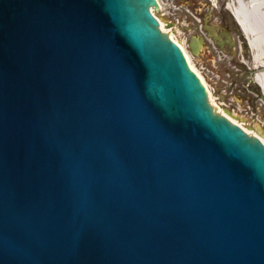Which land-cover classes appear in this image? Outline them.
Segmentation results:
<instances>
[{"label": "water", "instance_id": "95a60500", "mask_svg": "<svg viewBox=\"0 0 264 264\" xmlns=\"http://www.w3.org/2000/svg\"><path fill=\"white\" fill-rule=\"evenodd\" d=\"M149 1L0 0V264H264V147Z\"/></svg>", "mask_w": 264, "mask_h": 264}, {"label": "flooded vegetation", "instance_id": "af4514ba", "mask_svg": "<svg viewBox=\"0 0 264 264\" xmlns=\"http://www.w3.org/2000/svg\"><path fill=\"white\" fill-rule=\"evenodd\" d=\"M162 2L158 1L160 8ZM171 2L178 10L170 11L164 25L190 54L206 81L211 104L223 115L225 111L234 114L237 101L245 102L252 112H259L255 103L262 100V93L254 80L257 70L251 50L246 36L225 9V0ZM234 92L239 97H234Z\"/></svg>", "mask_w": 264, "mask_h": 264}, {"label": "bare ground", "instance_id": "6f19581e", "mask_svg": "<svg viewBox=\"0 0 264 264\" xmlns=\"http://www.w3.org/2000/svg\"><path fill=\"white\" fill-rule=\"evenodd\" d=\"M227 7L232 10L234 18L237 20L243 33L247 36L248 44L251 48L252 62L255 64L257 70L254 75V80L259 84L264 95V0H228ZM188 64L191 65L190 56L184 52ZM264 102V96H263ZM228 117L238 122L246 131L248 135L256 142L264 147V134L243 126L239 123L238 116L226 112ZM258 137V139L255 138Z\"/></svg>", "mask_w": 264, "mask_h": 264}, {"label": "rangeland", "instance_id": "374dc122", "mask_svg": "<svg viewBox=\"0 0 264 264\" xmlns=\"http://www.w3.org/2000/svg\"><path fill=\"white\" fill-rule=\"evenodd\" d=\"M226 2L227 0H225V5H226ZM161 5H162L161 8L158 11H156L155 14L158 15V17L162 21H164L167 16H171L170 11L178 10L172 4L171 0H164V3L162 2ZM225 9L227 10L229 16L233 20V17L231 13L229 12V10L226 8V6H225ZM236 94H239V93L234 92L233 96L234 97L237 96ZM255 104L257 105V110L259 111L256 113L252 112L251 109L245 104V102H240V101H237L233 107L235 109L233 110L231 109V110L233 111L234 114H237V116H239V119H240L239 123H241L243 126L245 125L249 127L250 129H254L257 132H261L264 134V102L263 100L261 101L257 100V103Z\"/></svg>", "mask_w": 264, "mask_h": 264}]
</instances>
